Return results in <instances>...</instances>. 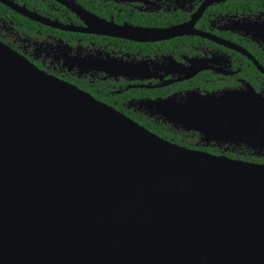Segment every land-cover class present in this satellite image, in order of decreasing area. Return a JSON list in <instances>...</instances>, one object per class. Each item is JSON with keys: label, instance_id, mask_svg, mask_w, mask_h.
Returning a JSON list of instances; mask_svg holds the SVG:
<instances>
[{"label": "water", "instance_id": "water-1", "mask_svg": "<svg viewBox=\"0 0 264 264\" xmlns=\"http://www.w3.org/2000/svg\"><path fill=\"white\" fill-rule=\"evenodd\" d=\"M256 129L258 108L219 123ZM150 224L205 264H264V164L169 143L0 44V264H194Z\"/></svg>", "mask_w": 264, "mask_h": 264}, {"label": "flooded vegetation", "instance_id": "flooded-vegetation-1", "mask_svg": "<svg viewBox=\"0 0 264 264\" xmlns=\"http://www.w3.org/2000/svg\"><path fill=\"white\" fill-rule=\"evenodd\" d=\"M0 44L169 143L264 164L259 129L219 131L264 110V0H0Z\"/></svg>", "mask_w": 264, "mask_h": 264}, {"label": "bare ground", "instance_id": "bare-ground-1", "mask_svg": "<svg viewBox=\"0 0 264 264\" xmlns=\"http://www.w3.org/2000/svg\"><path fill=\"white\" fill-rule=\"evenodd\" d=\"M176 116L179 117V119L182 121V123L185 126H189V124L191 123L197 129H199L200 125L198 122H194L195 124L193 122H186L182 119V116H180V115H176ZM261 134H262V131H261ZM262 136L264 137L263 134H262ZM229 138H231V137H229ZM258 138H260V137L258 136ZM149 226H151L150 229H151V231H153L154 234L158 233V235H159V237H157V239H152V241L154 243L163 247L167 251H169V248L173 249L174 247H177L180 251V252L178 251L180 258H182L183 260H188L194 264H205L204 260L198 255V253H196L194 251L190 252V250L187 247H184V243L180 244V240H178L180 233H178L172 229L162 230L163 228H160V225H157V224H155V225L150 224ZM165 234H167V235H165ZM178 242H179V244H178Z\"/></svg>", "mask_w": 264, "mask_h": 264}]
</instances>
